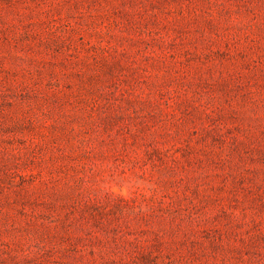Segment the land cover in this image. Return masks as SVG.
I'll return each mask as SVG.
<instances>
[{
  "label": "rangeland",
  "instance_id": "rangeland-1",
  "mask_svg": "<svg viewBox=\"0 0 264 264\" xmlns=\"http://www.w3.org/2000/svg\"><path fill=\"white\" fill-rule=\"evenodd\" d=\"M0 264H264V0H0Z\"/></svg>",
  "mask_w": 264,
  "mask_h": 264
}]
</instances>
